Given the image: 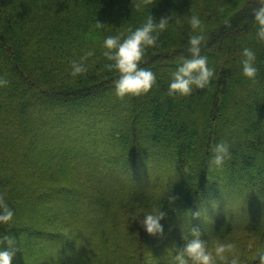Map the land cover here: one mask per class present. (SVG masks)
<instances>
[{"label": "trees", "instance_id": "trees-1", "mask_svg": "<svg viewBox=\"0 0 264 264\" xmlns=\"http://www.w3.org/2000/svg\"><path fill=\"white\" fill-rule=\"evenodd\" d=\"M261 2L134 0L114 9L108 0H0V78L9 81L0 87V131L19 143L0 157V187L10 182L5 171L14 178L11 188L0 189L15 209L12 221L0 225L19 249L12 264H174L175 248L191 239L192 228L209 248L231 242L240 264H259L264 42L252 13ZM150 15L155 22L170 18L139 65L156 83L146 94L119 99V73L105 67L112 62L103 55L104 40L121 34L123 40ZM192 15L204 26L200 54L214 77L191 96H169L172 73L190 58ZM244 48L256 54L255 82L242 74ZM88 51L87 73L71 76V63ZM1 141L9 143L5 135L0 153H7ZM221 141L231 159L210 171V149ZM144 170H153L154 183ZM23 206L33 208L31 215L17 213ZM156 210L166 213L164 233L152 237L134 219Z\"/></svg>", "mask_w": 264, "mask_h": 264}, {"label": "clouds", "instance_id": "clouds-1", "mask_svg": "<svg viewBox=\"0 0 264 264\" xmlns=\"http://www.w3.org/2000/svg\"><path fill=\"white\" fill-rule=\"evenodd\" d=\"M153 0H143L145 5L151 4ZM139 7V5H136ZM222 11V9H221ZM254 22L257 25V38L264 42V0L261 6L253 9ZM170 18L162 17L159 22H155L150 15L146 22L136 28L134 31L129 30L130 34L121 40V36H108L104 40L103 52L104 57L112 63L106 64L107 70L115 69L119 73V78L114 81L115 95L119 99L125 96H141L146 94L156 83L155 74L145 68L139 67L142 62L145 51L148 47H155L158 44L160 32L167 29ZM225 26L231 27L229 20H225ZM189 24L193 30V35L189 38L190 58H184L182 63L172 73V79L168 88L169 96H191L195 89H206L210 86L215 70L208 66V58L202 56L201 45L207 42L205 29L202 21L197 15L189 18ZM98 29L105 26L98 22ZM93 55L92 51H88L80 62L73 61L71 63V73L73 77H77L87 73L88 68L83 60ZM242 74L249 80L255 82L258 75V68L255 66L256 54L250 48L242 50ZM9 81L0 78V87H5ZM230 146L228 143L221 141L214 144L210 151L211 157L208 161L209 170L221 169L226 160L231 159ZM184 171L188 169L185 167ZM172 197L170 200H174ZM199 216L200 213H194ZM14 216L13 210L7 205L5 197L0 194V225H7L12 221ZM166 213L160 210L153 211L140 216L134 220H138L140 226L151 236H163L164 228L160 223L165 219ZM202 233L197 228L191 229V239H186L182 248H175L173 256L174 264H240V256L236 251V245L231 242L217 241L211 248L208 242L201 238ZM0 245H6L0 249V264H12V260L19 251L16 241L9 235L0 234ZM259 264H264V252L257 256Z\"/></svg>", "mask_w": 264, "mask_h": 264}, {"label": "rangeland", "instance_id": "rangeland-1", "mask_svg": "<svg viewBox=\"0 0 264 264\" xmlns=\"http://www.w3.org/2000/svg\"><path fill=\"white\" fill-rule=\"evenodd\" d=\"M110 1V2H109ZM134 0H108V3H109V5L110 6H112V7H114V9H116V8H118V7H120V8H124V7H127L128 5H129V3H131V2H133ZM113 4H114V6H113ZM222 17L223 18H225L226 17V13L224 12V11H222ZM207 57V56H206ZM38 107V106H37ZM28 113L29 112H26L25 113V116L27 115L28 116ZM121 115V114H120ZM119 118V117H118ZM231 134L233 133L234 135L235 134H237L234 130H232L231 132H230ZM0 135L1 136H3V135H5L6 136V139L8 140V142L9 143H5V141H1V143H2V146H4L5 148H7L8 149V152L7 153H3V154H1L0 153V157H8L9 155H11V153L9 154V152H10V149H12V150H16L15 148H17V150H18V148H19V143H16L17 141H16V139H13V135L12 134H9L8 133V130H1L0 131ZM243 155H245V153H243ZM242 154H241V157L243 156ZM111 166V165H110ZM257 167V166H256ZM115 169L118 171L117 172V174L116 175H114L115 176V179L118 181V182H122V178H121V171L123 170V168L122 167H120L119 165H118V163H115ZM169 169V168H168ZM145 171V174H144V177L146 176L148 179H145V180H147V182H149V181H151V182H153L154 183V178L156 177L155 176V174H154V172H153V174H152V171L153 170H144ZM171 172V170L169 169L168 170V172ZM263 172V171H262ZM264 173V172H263ZM4 174H5V177L7 178V179H10L9 181V185L8 186H6V187H4V184H2L1 183V185L3 186H1L0 187V189L3 191L4 189H9V188H11L12 187V183H13V180H14V178L11 176V174L9 173V172H7V171H5L4 172ZM130 174H131V176L133 175V172L131 173L130 172ZM129 175V174H128ZM136 175V174H135ZM140 178H142V176L140 177ZM144 180V181H145ZM141 181V180H140ZM15 182V181H14ZM104 187H102V190H104L103 189ZM1 190H0V192H1ZM17 190V189H16ZM149 195H151V196H154V194L153 193H149ZM9 200H12V198H10ZM13 201V200H12ZM11 208V207H10ZM12 210H13V212L15 211V209H13V208H11ZM32 211H33V208L32 207H26V206H23V207H21V208H19L18 210H17V213L19 212L20 213V215L21 216H24L26 213H29L30 215H31V213H32ZM159 236V235H158ZM12 237V236H11ZM152 237H154V236H152ZM13 238V237H12ZM14 239V238H13ZM149 242L151 241V239H150V237H149ZM17 260V259H16ZM15 260V261H16Z\"/></svg>", "mask_w": 264, "mask_h": 264}]
</instances>
